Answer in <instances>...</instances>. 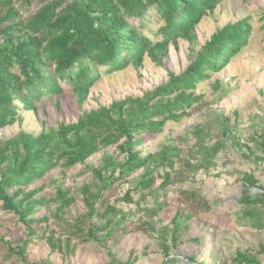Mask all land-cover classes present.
<instances>
[{
    "label": "rangeland",
    "instance_id": "obj_1",
    "mask_svg": "<svg viewBox=\"0 0 264 264\" xmlns=\"http://www.w3.org/2000/svg\"><path fill=\"white\" fill-rule=\"evenodd\" d=\"M40 7L38 0H31L28 6L22 0H12V8L19 15L17 22L25 23ZM245 18L250 25L246 45L221 72L196 85L194 94L201 96L200 101L187 111V116L166 123L161 134L145 139L136 148L140 157H145L170 146L185 160L196 142L194 127H202L210 134L205 144H223L214 167L207 172H191L178 165L172 171L159 168L153 175L152 195L135 188L139 176L152 165L138 170L117 180L101 196L100 200L113 207L117 215L103 218L104 208L96 205L98 215L88 219L84 216L87 210L81 187L87 186L94 192L91 185L97 181L90 168H97L103 157L120 162L123 155L114 145L69 170L63 169V161H58L44 178L24 188L40 189L35 198L43 203L31 217L36 223L25 226L0 209V264H232L237 251L255 255L263 263L260 247L264 246V210L242 206L240 200L244 192L250 198L264 192V168L258 161L264 158V0H223L211 16L195 26V43L178 40L176 48L169 45L160 65L144 58L141 69L128 67L109 75L100 73L82 107L62 85L60 95L36 103V115L19 111L21 122L0 130V141L21 132L35 137L41 132L56 131L60 125L75 123L91 110L154 91L168 81V73L180 75L215 31ZM128 22L138 29V20ZM162 25L155 12L150 11L141 32L158 41L162 37L156 33ZM165 172H169L170 179L162 188ZM245 173L252 174L262 190L246 187L242 179ZM58 189L74 200L62 215L56 214ZM190 192L197 193L195 198L199 202L187 195ZM126 193L131 203L124 202ZM175 216L181 226L172 246ZM106 219L111 225L104 226ZM257 222L261 229L254 227ZM90 230L99 238L98 242L83 240ZM50 238L56 246L61 241V247L51 250L47 245ZM66 241L68 250L64 249ZM24 242L27 245L21 256L18 250ZM164 245L169 256L163 251Z\"/></svg>",
    "mask_w": 264,
    "mask_h": 264
},
{
    "label": "trees",
    "instance_id": "obj_2",
    "mask_svg": "<svg viewBox=\"0 0 264 264\" xmlns=\"http://www.w3.org/2000/svg\"><path fill=\"white\" fill-rule=\"evenodd\" d=\"M30 1L22 0V4L28 6ZM222 1L38 0L41 7L22 23L16 21L19 15L12 8V0H0V130L20 123L19 111L36 115V103L60 95L62 85L71 91L78 107H82L100 73L109 75L128 67L141 69L144 58L160 65L169 45L176 48L178 40L189 45L195 43V26L211 16ZM150 11L163 22L156 33L162 37L158 41L150 40L141 32ZM129 20H138V29L133 28ZM249 33L246 18L228 23L200 47L180 75L168 73V81L154 91L91 110L75 123L60 125L56 131L41 132L35 137L21 132L0 141V209L25 226L36 223L31 217L43 203L42 199L35 198L40 189L25 191L24 188L44 178L58 161H63V169L69 170L114 145L123 155L122 160L115 162L109 156L103 157L97 168H90L97 181L91 185L94 192L87 186L81 187L87 210L84 216L88 219L97 216L102 207L103 218L117 215L113 207L100 200L101 196L117 180L128 178L138 170L152 165L135 183V188L148 195L153 194V175L159 168L172 171L178 165L191 172L209 171L223 144H205L210 134L202 127H194L196 142L185 160L170 146L145 157H140L136 148L145 139L161 134L166 123L178 122L188 115L187 111L201 99L194 94L196 85L221 72L246 45ZM194 159L195 164H192ZM258 161L264 168V158ZM169 179V172H165L160 186L167 185ZM242 179L246 187L262 190L252 174L245 173ZM188 194L199 202L196 192ZM56 198L57 215L64 214L74 201L66 198V193L60 189ZM124 198L125 203H131L129 193ZM240 204L264 210V192L256 198L244 192ZM179 221L177 216L172 219V246L178 239ZM109 225L106 219L104 226ZM254 227L261 229L262 225L257 222ZM27 230L30 237H34L32 231ZM86 235L84 241H99L92 230ZM57 243L58 246L51 238L47 240L51 250L61 247V241ZM26 245L24 242L18 250L21 256ZM68 247L66 241L64 249ZM163 251L169 256L167 246L164 245ZM260 253L264 255V246L260 247ZM189 260L193 262V258ZM231 263L262 264V261L246 251H237Z\"/></svg>",
    "mask_w": 264,
    "mask_h": 264
},
{
    "label": "water",
    "instance_id": "obj_3",
    "mask_svg": "<svg viewBox=\"0 0 264 264\" xmlns=\"http://www.w3.org/2000/svg\"><path fill=\"white\" fill-rule=\"evenodd\" d=\"M262 264H264V260H263V263Z\"/></svg>",
    "mask_w": 264,
    "mask_h": 264
}]
</instances>
